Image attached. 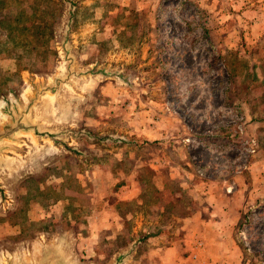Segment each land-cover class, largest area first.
I'll use <instances>...</instances> for the list:
<instances>
[{
	"label": "rangeland",
	"instance_id": "1",
	"mask_svg": "<svg viewBox=\"0 0 264 264\" xmlns=\"http://www.w3.org/2000/svg\"><path fill=\"white\" fill-rule=\"evenodd\" d=\"M261 1L0 0V102L78 74L37 113L76 136L1 171L0 259L60 237L78 264L131 240L127 264H264Z\"/></svg>",
	"mask_w": 264,
	"mask_h": 264
},
{
	"label": "water",
	"instance_id": "2",
	"mask_svg": "<svg viewBox=\"0 0 264 264\" xmlns=\"http://www.w3.org/2000/svg\"><path fill=\"white\" fill-rule=\"evenodd\" d=\"M78 77L69 58L64 59L56 77L48 83H35L30 80L28 88L22 98H13L10 101L0 102V175L3 167L13 160V157L25 152L29 139L34 142L49 141L60 145L67 136L76 135L69 129L47 126L37 114L43 99L58 100L63 89L72 87ZM44 104V103H43ZM4 198L0 182V200ZM70 245L60 237L47 242H38L33 249L23 254H12L0 259V264H78L69 255ZM131 249L113 256L106 264H122Z\"/></svg>",
	"mask_w": 264,
	"mask_h": 264
},
{
	"label": "crops",
	"instance_id": "3",
	"mask_svg": "<svg viewBox=\"0 0 264 264\" xmlns=\"http://www.w3.org/2000/svg\"><path fill=\"white\" fill-rule=\"evenodd\" d=\"M261 3H263L262 4L263 6L261 8L263 11L262 12L263 15H261L260 17H255V19H252V17H244L245 21L248 18V21H246L245 24H247L249 26V34L244 36L243 39L246 40V42L248 44H250L251 46L255 45V47H260L258 52L263 57L264 56V0H262ZM250 30H252V31H250ZM227 35L228 34L226 33V36H224L223 38H225V41L230 42L231 38H229ZM229 45H232V44H229ZM128 191H129V187L124 188L123 191L119 190V193H118L119 196L120 197L122 195L124 196V197L120 198V200H124V201L127 199L130 200V197L128 195H125ZM131 198L133 199V198H135V196L131 197ZM139 244H140V241H137V240L128 241L126 246H124L122 249L118 250L117 252H114L112 255L115 256V255L122 253V252H124L130 248L131 252H130L129 256H127L125 258V260L122 262V264H127V263L131 262L132 259L134 258V255L136 254V248H137V246H139ZM200 252L203 255L204 249L202 248V250ZM200 252H199V254H200ZM69 255L71 256V247L69 249ZM202 255H200L198 258H200ZM201 258H203V257H201ZM109 261H110V259H109Z\"/></svg>",
	"mask_w": 264,
	"mask_h": 264
},
{
	"label": "bare ground",
	"instance_id": "4",
	"mask_svg": "<svg viewBox=\"0 0 264 264\" xmlns=\"http://www.w3.org/2000/svg\"><path fill=\"white\" fill-rule=\"evenodd\" d=\"M0 120H4V116L0 114Z\"/></svg>",
	"mask_w": 264,
	"mask_h": 264
}]
</instances>
